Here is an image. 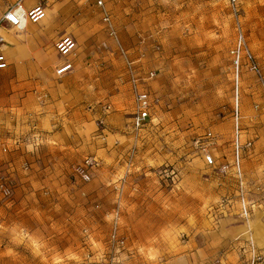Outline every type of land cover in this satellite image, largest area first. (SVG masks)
Segmentation results:
<instances>
[{
  "label": "rangeland",
  "instance_id": "obj_1",
  "mask_svg": "<svg viewBox=\"0 0 264 264\" xmlns=\"http://www.w3.org/2000/svg\"><path fill=\"white\" fill-rule=\"evenodd\" d=\"M60 3L62 29L75 30L90 52L80 66L84 84L69 83L65 92L88 100L62 109L63 85L43 73L15 81L12 75L1 87L32 99L0 102V264H187L222 219L233 217L226 225L233 229L264 208V176L248 177L255 210L243 219L235 188L221 182L228 175L207 165L196 144L211 130L217 160L230 159L239 123L243 139L253 141L245 161L260 139L258 151L264 147V85L246 69L236 79L229 2L106 0L117 37L104 28L94 1ZM240 9L264 73V0H240ZM120 44L155 99L151 120L138 130L131 126L133 97ZM91 158L97 165L85 180L77 169ZM223 198L233 200L224 212L218 210ZM118 206L124 243L111 240Z\"/></svg>",
  "mask_w": 264,
  "mask_h": 264
},
{
  "label": "built area",
  "instance_id": "obj_2",
  "mask_svg": "<svg viewBox=\"0 0 264 264\" xmlns=\"http://www.w3.org/2000/svg\"><path fill=\"white\" fill-rule=\"evenodd\" d=\"M96 4L102 8L101 15L103 22L110 35L117 37V30L112 18L110 10L106 7L104 0H95ZM231 7V12L234 17L235 38L234 42L229 48V57L231 59V65L235 72L236 79H239L240 72L246 69L252 72L259 81L264 85V73L262 71L260 62L257 55L253 51L246 31L244 29L240 0H228ZM46 17V6L43 3H39L31 8H27L24 5V0H16L15 3L10 5L0 15V70L8 68L9 61L3 47L7 44V39L4 35L3 29L8 26L25 28L28 23H37ZM121 51L124 53L127 70L130 79L131 93L133 97V116L131 126L138 130L144 127L152 116V109L154 106V97L147 86L143 84L145 78L141 77L135 67V61L127 58V53L122 45H119ZM77 48V42L74 37L70 35H64L56 42V50L61 56H68L74 53ZM73 64L67 60L61 64L56 73L58 75L65 74L72 70ZM155 73L150 72L147 79H152ZM111 105H106V109H109ZM238 110V109H237ZM238 111L236 118H238ZM239 123L235 127L234 137L232 141V154L230 159L223 160L219 163L216 156L212 153L211 147L215 143V135L211 130L205 133L203 138H198L196 144L200 149V153L204 157L205 163L209 166H214L218 169L222 175H229L235 181V198L238 205V215L243 219H249L254 210L255 203L250 198V183L244 173L243 163L245 152L249 151L253 146L252 140H242ZM203 139V141H201ZM97 165V159H86L81 164L77 171L85 180H90V169H93ZM2 192L5 195H10L12 189L10 186L4 184L1 185ZM232 199L223 198L218 205V210L224 212L231 208ZM113 231L111 233V240L124 243L125 239H122L118 235V227L120 223V206H118L113 213ZM239 251L238 264H264V252L258 249L252 241H245L241 243ZM202 264H230L225 255L222 253L215 259L206 261Z\"/></svg>",
  "mask_w": 264,
  "mask_h": 264
},
{
  "label": "crops",
  "instance_id": "obj_3",
  "mask_svg": "<svg viewBox=\"0 0 264 264\" xmlns=\"http://www.w3.org/2000/svg\"><path fill=\"white\" fill-rule=\"evenodd\" d=\"M61 1L62 0H32L31 2H28L27 0H24V5L27 8L43 3L46 6V17L37 23H28L26 27L22 29L19 27H7L3 29L8 42L2 50L8 58L9 66L4 70H0V102L5 99L11 104H15L14 102L16 100L26 102L32 99L30 94H27L25 97L20 99V95L23 90L10 93L8 95L5 92H2L3 89L1 87L6 86L9 82V77L12 75L17 76L12 79V81H15V79L19 77L33 79L37 75L40 76L42 73L50 79L55 76V81L58 84L63 85L61 87V91L59 92L60 95L57 97L58 102L62 103V109H68V105H73L72 103L76 102L77 99L78 101L80 100V102L88 100L85 99L83 95H74L73 90L65 92V85L69 83L75 88L84 84L83 82H80L83 76L81 73L83 68H80V66H87V62L90 61V57H88L90 56V52L87 45L88 43L86 44L84 39L77 34L75 30L68 32L69 30L64 31L62 29V25L59 22V9L61 8ZM92 1L95 2V0ZM104 1L106 7L112 14L106 0ZM98 7L101 14L102 8L100 6ZM6 9H4L3 6H0V13L2 14ZM103 26L106 31H108L104 22ZM69 33L72 34L70 36L75 38L78 48L74 51V53L68 56H61L57 50H54V41L56 39L59 40L64 35H69ZM67 60L72 62V70L66 72L65 74L58 75L56 73L57 68ZM143 84L148 87L146 82H143ZM31 85L32 80H28L27 87H31ZM85 97L89 98L88 89ZM74 111L75 109L71 112ZM240 130L242 140H245L243 139L242 125ZM262 132L264 133V131ZM259 134L261 135V133ZM260 141L261 139L256 142L254 152L248 157L247 161L244 160L243 170L247 179H249L248 177H251L252 173L258 176H264V147L261 148L262 152H260L258 151L259 149L257 146ZM211 151L216 158H218L214 152V148L211 147ZM221 182L226 183V185H230L231 188H235L236 186L234 179L229 175L224 176ZM232 220L233 217H226L219 222L218 226L216 225L215 228L209 230V234H205L204 236V247L201 248L202 251H195L193 254L189 253L185 258L184 263L201 264L206 262L211 258L210 256L212 254L222 247L224 249L222 250V254L226 256L228 262L230 264H238L240 246L242 245L241 243L245 241H252L258 249L264 252V250L259 246L264 244V208L262 210H258V213H254L250 222L248 221V223L235 224L233 229H226L227 226L232 224ZM223 225L225 226V229L223 228ZM212 236L214 238L213 240L211 238Z\"/></svg>",
  "mask_w": 264,
  "mask_h": 264
},
{
  "label": "bare ground",
  "instance_id": "obj_4",
  "mask_svg": "<svg viewBox=\"0 0 264 264\" xmlns=\"http://www.w3.org/2000/svg\"><path fill=\"white\" fill-rule=\"evenodd\" d=\"M19 28H21V27H19ZM22 29V28H21Z\"/></svg>",
  "mask_w": 264,
  "mask_h": 264
}]
</instances>
